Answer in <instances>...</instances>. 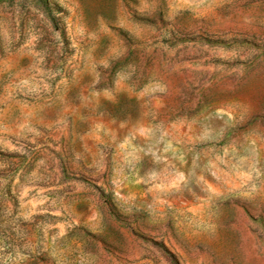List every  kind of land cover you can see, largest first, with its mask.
<instances>
[{"label": "rangeland", "instance_id": "obj_1", "mask_svg": "<svg viewBox=\"0 0 264 264\" xmlns=\"http://www.w3.org/2000/svg\"><path fill=\"white\" fill-rule=\"evenodd\" d=\"M0 264H264V0H0Z\"/></svg>", "mask_w": 264, "mask_h": 264}]
</instances>
